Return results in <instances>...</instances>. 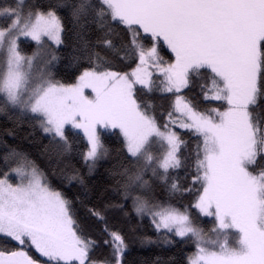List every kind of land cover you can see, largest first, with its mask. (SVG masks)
<instances>
[{"label": "snow or ice", "instance_id": "6c2138e0", "mask_svg": "<svg viewBox=\"0 0 264 264\" xmlns=\"http://www.w3.org/2000/svg\"><path fill=\"white\" fill-rule=\"evenodd\" d=\"M134 248L264 264V0H0V264Z\"/></svg>", "mask_w": 264, "mask_h": 264}, {"label": "trees", "instance_id": "16d2710c", "mask_svg": "<svg viewBox=\"0 0 264 264\" xmlns=\"http://www.w3.org/2000/svg\"><path fill=\"white\" fill-rule=\"evenodd\" d=\"M65 55L69 57L71 56V48L65 50ZM73 71H74V68L70 63V59L65 60L60 68V72H61L60 78L67 79L70 81L72 79L71 74ZM26 132H27V129L22 130V134ZM77 166H80L79 163H77ZM98 172H99V175L92 178L93 185H97L99 183L104 182V168L98 169ZM100 255L102 258L103 253H101ZM157 255H163L165 257H170V256L178 255V252L176 248H164L163 250L158 249V248H151V249L134 248L131 253L130 259L133 261V264H140L142 260H152V259H155Z\"/></svg>", "mask_w": 264, "mask_h": 264}]
</instances>
